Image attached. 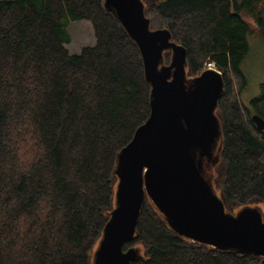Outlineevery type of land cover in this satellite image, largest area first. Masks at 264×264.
<instances>
[{
    "label": "trees",
    "instance_id": "16d2710c",
    "mask_svg": "<svg viewBox=\"0 0 264 264\" xmlns=\"http://www.w3.org/2000/svg\"><path fill=\"white\" fill-rule=\"evenodd\" d=\"M150 28L187 50V74L208 64L224 78L216 114L223 145L214 179L225 208L264 203V82L239 100L247 36L264 38V0H143ZM255 23L254 30L240 15ZM95 42L70 53V21ZM170 51L164 52L168 63ZM140 51L103 0H0V264H91L114 203L119 150L148 117ZM130 264H262L173 232L148 199Z\"/></svg>",
    "mask_w": 264,
    "mask_h": 264
},
{
    "label": "water",
    "instance_id": "95a60500",
    "mask_svg": "<svg viewBox=\"0 0 264 264\" xmlns=\"http://www.w3.org/2000/svg\"><path fill=\"white\" fill-rule=\"evenodd\" d=\"M137 45L150 86V112L116 155L114 203L93 250L91 264H130L141 248L135 237L145 199L176 234L222 252L252 254L264 264V216L258 204L232 213L214 188L223 145L217 102L222 73L206 67L187 75V50L168 28H150L143 0H103ZM169 50V62L164 52ZM251 120L259 130L264 120Z\"/></svg>",
    "mask_w": 264,
    "mask_h": 264
},
{
    "label": "rangeland",
    "instance_id": "374dc122",
    "mask_svg": "<svg viewBox=\"0 0 264 264\" xmlns=\"http://www.w3.org/2000/svg\"><path fill=\"white\" fill-rule=\"evenodd\" d=\"M242 18L254 30L255 23L250 16L240 12ZM68 31L70 33V41L65 44V47L70 53L79 52L83 46L93 45L95 37L92 25L88 20L70 21L68 24ZM248 52L243 58L240 69L245 76V86L239 92V100L245 106L249 107L251 98L259 94L260 84L264 82V38L257 32L247 36ZM214 67V65L208 64ZM188 75V74H187ZM214 181V188L219 196H221L222 183L217 181L216 175ZM263 211L264 216V203H258ZM234 204L228 205V211L234 213L237 208Z\"/></svg>",
    "mask_w": 264,
    "mask_h": 264
}]
</instances>
